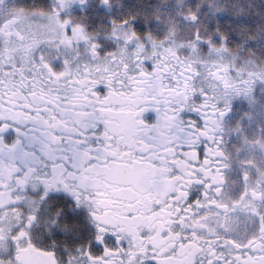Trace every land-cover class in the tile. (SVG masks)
<instances>
[{"label": "snow or ice", "instance_id": "snow-or-ice-1", "mask_svg": "<svg viewBox=\"0 0 264 264\" xmlns=\"http://www.w3.org/2000/svg\"><path fill=\"white\" fill-rule=\"evenodd\" d=\"M0 264H264V0H0Z\"/></svg>", "mask_w": 264, "mask_h": 264}]
</instances>
